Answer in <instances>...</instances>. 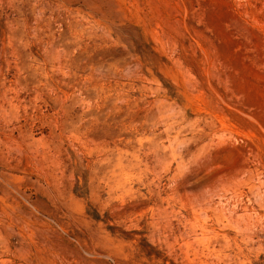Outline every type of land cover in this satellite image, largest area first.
<instances>
[{
  "label": "rangeland",
  "instance_id": "obj_1",
  "mask_svg": "<svg viewBox=\"0 0 264 264\" xmlns=\"http://www.w3.org/2000/svg\"><path fill=\"white\" fill-rule=\"evenodd\" d=\"M0 264H264V0H0Z\"/></svg>",
  "mask_w": 264,
  "mask_h": 264
}]
</instances>
